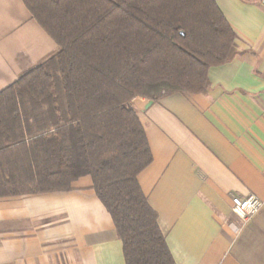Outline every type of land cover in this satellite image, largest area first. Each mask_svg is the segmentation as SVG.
I'll use <instances>...</instances> for the list:
<instances>
[{"label":"trees","instance_id":"1","mask_svg":"<svg viewBox=\"0 0 264 264\" xmlns=\"http://www.w3.org/2000/svg\"><path fill=\"white\" fill-rule=\"evenodd\" d=\"M58 50L0 90V197L89 176L125 264H176L139 173L152 160L136 97L205 94L239 53L214 0H22Z\"/></svg>","mask_w":264,"mask_h":264},{"label":"crops","instance_id":"2","mask_svg":"<svg viewBox=\"0 0 264 264\" xmlns=\"http://www.w3.org/2000/svg\"><path fill=\"white\" fill-rule=\"evenodd\" d=\"M214 1L239 53L205 94L132 100L152 156L138 182L176 264H264V4ZM57 50L22 0H0V90ZM247 195L263 205L243 220L231 198ZM0 264H125L91 178L0 197Z\"/></svg>","mask_w":264,"mask_h":264},{"label":"built area","instance_id":"3","mask_svg":"<svg viewBox=\"0 0 264 264\" xmlns=\"http://www.w3.org/2000/svg\"><path fill=\"white\" fill-rule=\"evenodd\" d=\"M232 210L239 215L243 220L250 219L253 215L259 212L263 205V201L254 195L245 197H232Z\"/></svg>","mask_w":264,"mask_h":264},{"label":"water","instance_id":"4","mask_svg":"<svg viewBox=\"0 0 264 264\" xmlns=\"http://www.w3.org/2000/svg\"><path fill=\"white\" fill-rule=\"evenodd\" d=\"M262 1V3L264 4V0H261ZM149 102H151V101H149Z\"/></svg>","mask_w":264,"mask_h":264}]
</instances>
